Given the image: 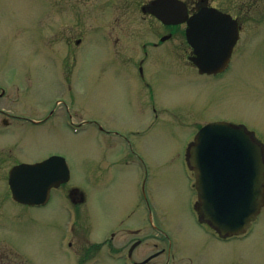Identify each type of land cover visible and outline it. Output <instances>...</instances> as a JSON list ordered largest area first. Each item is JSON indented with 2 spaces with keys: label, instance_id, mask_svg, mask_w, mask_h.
I'll return each mask as SVG.
<instances>
[{
  "label": "rangeland",
  "instance_id": "374dc122",
  "mask_svg": "<svg viewBox=\"0 0 264 264\" xmlns=\"http://www.w3.org/2000/svg\"><path fill=\"white\" fill-rule=\"evenodd\" d=\"M143 1L72 0L70 7L64 0H0V108L31 121L54 113L45 126L7 118V127L1 116L0 151L28 161L62 155L70 186L86 198L73 206L56 195L50 207L40 210L8 199L0 244L25 253L35 264H57L64 258L53 250L73 231L74 214L79 216L72 248H95L131 203L136 217L151 219V231L140 236L146 238L143 248L170 245L187 260L182 264H264V210L246 237L229 244L215 241L197 222L198 192L185 159L201 127L223 120L243 121L264 142V29L248 27V36L262 38L258 47L247 49L234 73L200 76L181 60L177 39L147 47L145 54L143 45L158 42L159 36L151 35V24L138 12ZM241 1L247 4L246 21H264V0ZM117 17L124 21L109 28ZM102 18L109 23L98 29ZM116 53L133 61L123 67ZM148 91L164 107L162 124L145 137L129 135L131 127L140 132L147 127ZM72 122H86L78 135L67 127ZM96 124L125 134V139H113L124 150L102 153ZM102 164L108 170L100 180ZM64 203L71 218L63 213ZM156 226L163 234L153 230ZM123 235L113 244L123 243ZM222 248L237 252L218 254Z\"/></svg>",
  "mask_w": 264,
  "mask_h": 264
},
{
  "label": "water",
  "instance_id": "95a60500",
  "mask_svg": "<svg viewBox=\"0 0 264 264\" xmlns=\"http://www.w3.org/2000/svg\"><path fill=\"white\" fill-rule=\"evenodd\" d=\"M149 12L167 25L188 23L187 37L196 55L192 61L201 73H217L228 65L237 38V26L229 15L206 8L189 18L186 4L179 0H162ZM189 164L195 172L200 215L223 236L244 234L264 206L260 148L243 129L213 123L198 133ZM69 179L65 160L52 157L13 169L10 186L17 201L35 205L48 198L52 187Z\"/></svg>",
  "mask_w": 264,
  "mask_h": 264
},
{
  "label": "flooded vegetation",
  "instance_id": "af4514ba",
  "mask_svg": "<svg viewBox=\"0 0 264 264\" xmlns=\"http://www.w3.org/2000/svg\"><path fill=\"white\" fill-rule=\"evenodd\" d=\"M187 5V10L189 16H193L194 14L198 13L204 8H212L216 9L221 13L230 15L234 20V25L237 26L236 30V42L234 43V47L232 49L231 53V59H230V65L229 68L225 71V73L217 75V76H211L214 78H221L226 76L227 74H232L235 72L237 68H239V63L241 61V58L247 55V49L248 48H255L258 47V44L260 41L255 36V33H250V36H248V27L251 26L250 29L253 30H259L264 29V21H257V22H249L245 20V8L247 7V4L240 1L235 0H223V5L219 4L221 0H182ZM255 1V0H253ZM65 3H67L70 6V2L72 0H64ZM161 0H145L141 2L138 5V12L141 14V18L143 21H147L151 24L150 30L151 35L154 32L159 36L158 42H149V44H144V48L154 47L159 48L168 41H172L177 39L180 42V49L182 50V61L184 60V63L186 64V67L192 68L197 74L200 76L199 70L195 66V64L192 62L193 59L196 58L195 52L192 49V47L189 45L187 41V29L188 26L186 23L178 24V25H165L163 24L159 19H157L155 16H153L149 12V8L157 5L160 3ZM71 7V6H70ZM126 7V6H124ZM121 9V7H117V10ZM125 18V17H124ZM124 20H121L120 17H117L116 20H111V24L102 18L100 21L97 22V28H103L108 25L109 28H114L115 23L119 24L122 23ZM125 23H128V21H125ZM258 24V26H255ZM113 30V29H112ZM234 31H231L233 34ZM262 33V32H261ZM163 38H168L167 41H162ZM117 43V41L115 40ZM76 45L80 44V41H76ZM118 44H116L117 46ZM178 47V49H179ZM183 47V48H182ZM145 54L147 55V50L144 49ZM117 55L116 59H120V64L126 68L130 65V63L133 61V58H126L124 54H115ZM140 63L143 64V60H140ZM210 77V76H208ZM140 78L141 80H144V74L142 69L140 70ZM146 98L145 103L146 107L148 108V117L145 118V121L148 125V127L144 130L145 133L142 134L141 132H135L134 128L131 127V129L128 130L129 135H134L135 137H144L146 134L147 129L149 130L152 125L157 126L162 124L163 117L162 114L164 112V107L156 100L155 93L152 91L146 92ZM142 112L143 111V108ZM9 111L4 110L3 108H0V116H4V123H7L6 118H12L18 121H26L28 118L17 116V115H8ZM54 118V113L50 112L48 116H46L41 122V125H44L48 123L51 119ZM141 120V119H140ZM230 123L235 124L236 126L243 127L248 129V127L245 125L243 121L239 120H229ZM228 121V122H229ZM32 124H36L35 122H30ZM39 124V125H40ZM37 125V124H36ZM58 125L60 126L61 123L59 122ZM68 128L72 129L75 133H78V130L82 128L81 124L79 125H70L67 126ZM97 132L100 133V142L99 147L102 153L111 152L114 154H118L119 151H123L124 148H118L113 140L123 138L125 139V134L117 131V130H106L105 127L101 124H96ZM249 130V129H248ZM250 131V130H249ZM254 136V132L250 131ZM112 137L111 141L110 138ZM129 149H131L133 152V148L130 146ZM53 155H59V154H51L49 156H46L44 158H36L32 161H24L23 159H17L15 156H13L10 153H5V150L0 151V222L6 217V211H5V204L8 199H12L8 197L7 192V186H8V176L9 172L12 168L15 166H18L22 163H39L47 158L53 156ZM62 156V155H59ZM108 168L101 166V169L99 171L100 174V180H103L106 176ZM68 186V187H67ZM66 190V191H65ZM59 195V197H67L73 204H83L84 198L82 193L73 187H69V183L59 186L56 189H52L51 191V197L49 201L45 205L35 206L32 209H45L51 206L53 203L54 196ZM13 201V199H12ZM16 203V202H14ZM17 204V203H16ZM24 208H28L27 206L20 205ZM65 214V213H64ZM65 216H67L65 214ZM119 223L113 225L110 229H108L107 232H110V238L103 241L101 244H97L95 248H72L73 243L72 239L74 238L73 233L71 230H69V234L64 237L61 248H57L56 250H53V254L55 257H62L64 258V261H56L57 264H182L185 261V257L177 253L173 250L172 246L168 245H160L155 244L153 245V248H143L146 238L142 237L140 238L141 234L145 230L151 231L152 227H150V220L147 219L146 216H138L136 217L134 212V204L131 205L129 203L126 207H124L120 213H118ZM67 218V217H66ZM138 218V220H137ZM202 226L204 224L200 223ZM154 230L163 233V230L161 227H154ZM124 234L123 237L125 240L123 243L119 245L113 244V242L116 240V238L119 236V234ZM212 234L214 237L221 243H228L231 239L224 238L219 235H216L213 231ZM67 240V246H65V242ZM6 245L0 244V264H29L31 262L29 260V256L25 253H22L20 251H17L14 248H6ZM223 250H218V254H221L223 251L229 250L230 252H237V248H222ZM8 259H14V263H11ZM27 259V260H26ZM35 261V260H34ZM32 261L31 263H36Z\"/></svg>",
  "mask_w": 264,
  "mask_h": 264
},
{
  "label": "bare ground",
  "instance_id": "6f19581e",
  "mask_svg": "<svg viewBox=\"0 0 264 264\" xmlns=\"http://www.w3.org/2000/svg\"><path fill=\"white\" fill-rule=\"evenodd\" d=\"M75 227H76V224H75Z\"/></svg>",
  "mask_w": 264,
  "mask_h": 264
}]
</instances>
